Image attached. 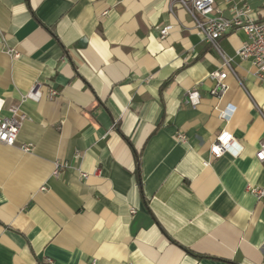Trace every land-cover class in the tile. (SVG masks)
Segmentation results:
<instances>
[{
  "label": "crops",
  "instance_id": "0c3cea01",
  "mask_svg": "<svg viewBox=\"0 0 264 264\" xmlns=\"http://www.w3.org/2000/svg\"><path fill=\"white\" fill-rule=\"evenodd\" d=\"M239 3L215 0L225 17ZM246 42L220 38L238 80L216 100L220 57L170 0H0V98L28 118L0 145V264H264L247 189L264 190V84L235 56ZM225 129L233 152L212 158Z\"/></svg>",
  "mask_w": 264,
  "mask_h": 264
},
{
  "label": "built area",
  "instance_id": "2783aa9c",
  "mask_svg": "<svg viewBox=\"0 0 264 264\" xmlns=\"http://www.w3.org/2000/svg\"><path fill=\"white\" fill-rule=\"evenodd\" d=\"M226 2L232 0H224ZM177 4L184 9L194 23L197 33L202 37V40L209 45L220 57L221 70L210 72L208 78L214 83V87L210 91L212 97L220 100L226 93L228 87L225 84V78L228 73L232 74L237 80V76L232 67L233 58L225 55L220 47L219 40L230 32L236 30L243 31L247 36V42L242 44L236 50L235 56L242 61H249L254 69L256 80L264 84V19H255L251 17V8L245 0H240L239 4L230 6V16L225 17L220 9L216 6L215 0H170L171 7ZM169 27L159 29L160 39H165ZM9 53L17 58L16 52ZM35 94V92H32ZM57 95L55 90L49 92V97ZM27 97L24 96L22 101ZM195 94H188V100L193 104L196 103ZM218 111V115L222 120H229L233 114V109ZM26 114L21 110L20 104L6 105L4 100L0 98V145L14 146L16 144L18 134L24 123L27 121ZM179 143L184 142V136H177ZM235 140L231 133L221 130L215 137L209 148V153L212 158H218L225 153L233 152ZM22 151L29 152V146H22ZM256 159L264 163V144L257 150ZM207 165V163H205ZM66 162H56L53 175L57 176L59 171L67 168ZM82 178H86L87 174L82 173ZM248 191L253 194L258 200L264 201V190L259 187L248 186Z\"/></svg>",
  "mask_w": 264,
  "mask_h": 264
},
{
  "label": "trees",
  "instance_id": "16d2710c",
  "mask_svg": "<svg viewBox=\"0 0 264 264\" xmlns=\"http://www.w3.org/2000/svg\"><path fill=\"white\" fill-rule=\"evenodd\" d=\"M135 154V159H136V162H138V157L136 156V153H134ZM136 175L138 176V173H137V171H136Z\"/></svg>",
  "mask_w": 264,
  "mask_h": 264
}]
</instances>
